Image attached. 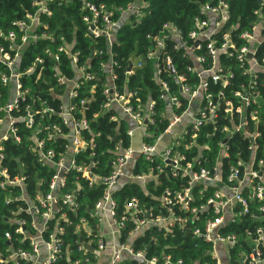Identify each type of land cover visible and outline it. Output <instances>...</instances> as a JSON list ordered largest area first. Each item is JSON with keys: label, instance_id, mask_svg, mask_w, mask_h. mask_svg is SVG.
<instances>
[{"label": "built area", "instance_id": "1", "mask_svg": "<svg viewBox=\"0 0 264 264\" xmlns=\"http://www.w3.org/2000/svg\"><path fill=\"white\" fill-rule=\"evenodd\" d=\"M82 1V22L91 41L88 55L73 37L69 40L43 20L53 17L52 5L60 8L72 0H35L33 12L13 23L18 32L1 34L8 42L0 47V194L4 204L15 205L12 215L23 213L24 218L11 221L18 224L13 232L21 236L20 245L15 247L13 233L7 232L9 246L0 250V264H40L43 250L48 253L44 264L69 256V248L64 250L59 238L63 228L57 227L49 241L45 234L50 220L59 215L65 220V207L76 206L74 195L64 194L72 171L90 187H103L101 199L90 211L96 229L87 228V219L77 227L80 235L84 231L94 236L93 241L81 242L79 251L94 252L98 264H104L102 256H107L105 264H122L125 258L141 264H186L165 252L149 256L148 245L140 250L130 245L145 233L174 237L177 230L187 232L197 245L209 246L205 262L191 264H264V0H256L261 3L253 12L255 20L236 36L237 26L228 24L229 2L206 0L188 34L167 23L147 37V51L130 58L124 74L130 77L148 64L153 67L159 100L167 107L161 112L151 96L145 102L139 89H120L117 84L121 66L114 47L120 28L132 22L131 16L139 21L146 4L135 1L116 15L105 5ZM167 42L190 58L185 73L175 70L171 56L163 57ZM103 55L106 59L95 66L94 59ZM223 56L231 62H224ZM168 73L175 77L177 93L163 78ZM41 86L47 88L43 98L37 94ZM99 86L105 98L102 111H113V122H125L130 139L126 148L116 136L111 171L105 176L94 174L99 161L79 165L76 160L80 154L96 156L94 140L100 135L87 139L90 122L78 114L86 113ZM53 118L61 122H52ZM166 121L160 131L158 123ZM236 135L249 140L246 159L239 156L242 152L236 160L232 157L231 140ZM9 141L26 145L40 167L52 171L46 194L45 176L32 192L25 164L20 159L15 168L5 164ZM141 158L148 164L143 161L142 172L135 174ZM126 185L141 186L157 206L147 208L132 198L124 201L121 210L115 194Z\"/></svg>", "mask_w": 264, "mask_h": 264}, {"label": "trees", "instance_id": "2", "mask_svg": "<svg viewBox=\"0 0 264 264\" xmlns=\"http://www.w3.org/2000/svg\"><path fill=\"white\" fill-rule=\"evenodd\" d=\"M35 0H0V47L7 44V40L4 39L1 34H8L11 31L18 32V29L13 25L16 20H20L25 17L26 13L33 12V3ZM97 5H105L109 10L117 12L119 15V10L127 9L128 6L133 2H139L146 4L143 8V17L137 21L134 16H131L132 22L129 24H124L120 28L119 38H117V44L115 45L116 59L119 61L121 68L118 70L119 79L117 84L122 89L126 86L129 90L139 89V95L142 100L147 102L149 96L158 101L157 109L161 112L166 109V104L159 100L160 97V87L157 85L154 69L148 64L145 68L141 70H136L135 74L130 77H126L124 74V69L129 64L130 58H137L144 55L149 47L148 36L150 34H158L162 27L171 23L174 24L179 30H181L185 35L188 34L194 26V20L199 15L200 4H204L206 0H92ZM229 2V12L230 19L228 21L229 26H237V30L233 32L236 36L239 32H242L246 28L249 29V24L255 20L253 12L258 8V2L256 0H227ZM83 5L82 0H72L71 4L68 6H61L60 8L52 5L53 17L51 19H44L50 24L52 30L59 29L62 34L71 40L73 37L78 42L79 49L84 50V54L88 55L91 50V41L89 39L87 27L82 22V13L80 11ZM76 28V30H75ZM75 30V31H74ZM101 47L105 44L101 43ZM167 55L172 57L173 66L178 73H185L186 68L192 64L188 56L183 55V51H175L173 49V44L167 42V49L163 57ZM102 58L94 59L93 63L98 66L101 60L106 59V55L101 56ZM224 62H231V60H225ZM65 64H68L64 60ZM232 63H235L232 61ZM3 71L0 65V74ZM102 76V74H99ZM163 78L169 82L172 92L177 93V85L175 83V77L172 73L163 75ZM236 87V85H235ZM41 90L37 91V94L41 95L43 98L44 91L47 88L45 86L40 87ZM1 91V88H0ZM228 91V90H227ZM46 97V95H44ZM86 98V97H84ZM105 102V98L102 94V89L99 86L95 95V98L88 103V110L84 115L78 114V117H85L90 122V132L85 134L88 139L91 135H100L95 138L96 149L95 158H89L88 153L80 154L76 157L77 163L80 165L81 162L89 164L92 160L99 161V165L94 169V174L97 176L108 175L111 171L110 163L113 160V150L118 144L116 141V136L124 141V147H128L130 144V139L126 134L127 124L121 122H113L110 120L113 111H102V105ZM50 103L55 107L58 106L59 102L52 101ZM79 103V100H78ZM98 114L97 118L94 115ZM60 118H53L52 122L60 123ZM162 131L164 126L168 122L158 123ZM233 147L231 149L232 157L234 160L237 159L239 152H242L240 157L246 159L244 153L247 152L249 157V151L247 145L249 140L244 139L241 135H236L232 140ZM230 141V142H231ZM5 147V164L9 165L11 168H15L19 163L16 159H20L22 163L25 164L26 173L30 175L29 180V190L35 192L37 188V182L41 181V176H45L46 180L43 186V193L48 192L49 182L52 177V171H44L37 163V158L27 150V146H16L13 142H6ZM61 144V141L57 142V145ZM236 145V146H234ZM143 158L139 159L135 163V174L141 173V168ZM148 164V162H146ZM141 166V167H140ZM226 166V162L224 163ZM148 166L146 165L145 170L147 171ZM149 189L153 190V184L149 185ZM72 193L74 195L75 207H65L64 213L66 215L65 220L59 216H55L54 219L48 222V230L45 234V239L49 241V237L52 233H55L57 227L63 228L64 233L59 235L64 241V250L69 248V256L65 254L62 259L58 260L54 264H71L78 260H81L80 264H98V260L95 257V253L86 250L84 254L79 251V246L81 242L87 243L94 240V236L90 237L82 232L77 233V227L81 225L82 219L88 220L87 228L91 231L96 229V222L90 218V211H93L96 203L101 199L103 194V187L94 186L90 187L89 183L82 179L80 173L77 171H72L67 178V188L64 194ZM120 209H123V203L126 200L132 198H137L140 200L141 204L145 205L147 208L157 206V202L149 196L147 192L141 186L138 185H126L117 191L115 194ZM4 196L0 194V250H4L9 245L6 242L5 234L7 232L13 233L14 246L18 247L20 245L19 240L21 236L15 235L13 230L18 224H12V220H19L24 218V214L21 213L17 216H13L11 209L15 208V205L4 204ZM16 218V219H13ZM243 224V223H242ZM239 228L243 229L242 225ZM33 236L35 231L31 229ZM152 236L156 239L155 242L152 241ZM126 241V234L123 235L122 242ZM130 245L136 250H140L142 245L150 246L149 256L161 255L163 252L172 255L175 260H184L186 264H191L194 261L203 259L206 250L209 248L202 242L197 245L191 239V236L183 233L181 230H177L174 237H166L165 235L157 232L145 233V235L138 237ZM26 248L28 247L27 245ZM168 248V249H167ZM236 252H233V256H236ZM88 259V262L85 260ZM19 264H30L26 262H20ZM122 264H141L138 260L125 258Z\"/></svg>", "mask_w": 264, "mask_h": 264}, {"label": "crops", "instance_id": "3", "mask_svg": "<svg viewBox=\"0 0 264 264\" xmlns=\"http://www.w3.org/2000/svg\"><path fill=\"white\" fill-rule=\"evenodd\" d=\"M140 137L137 136L135 137L134 141L136 144H138L140 142ZM47 258H48V253L47 251L43 250L41 255H40V264H44L46 261H47ZM102 259H103V263L105 264V262H107V256H102Z\"/></svg>", "mask_w": 264, "mask_h": 264}, {"label": "water", "instance_id": "4", "mask_svg": "<svg viewBox=\"0 0 264 264\" xmlns=\"http://www.w3.org/2000/svg\"><path fill=\"white\" fill-rule=\"evenodd\" d=\"M258 3H261V2H260V1H258ZM56 32H57V31H55V33H56ZM117 139H118V138H116V141H117ZM17 161H18V160H17ZM147 251H148V248H147Z\"/></svg>", "mask_w": 264, "mask_h": 264}, {"label": "bare ground", "instance_id": "5", "mask_svg": "<svg viewBox=\"0 0 264 264\" xmlns=\"http://www.w3.org/2000/svg\"><path fill=\"white\" fill-rule=\"evenodd\" d=\"M141 167V166H140Z\"/></svg>", "mask_w": 264, "mask_h": 264}]
</instances>
